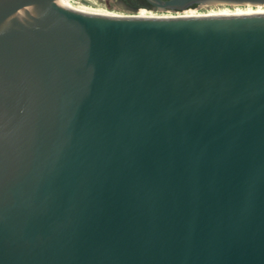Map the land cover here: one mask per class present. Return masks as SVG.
<instances>
[{"label":"water","instance_id":"95a60500","mask_svg":"<svg viewBox=\"0 0 264 264\" xmlns=\"http://www.w3.org/2000/svg\"><path fill=\"white\" fill-rule=\"evenodd\" d=\"M0 264H264V12L0 0Z\"/></svg>","mask_w":264,"mask_h":264},{"label":"bare ground","instance_id":"6f19581e","mask_svg":"<svg viewBox=\"0 0 264 264\" xmlns=\"http://www.w3.org/2000/svg\"><path fill=\"white\" fill-rule=\"evenodd\" d=\"M100 15H136L141 17H179V16H201V15H237L263 13L264 3H231V2H210L200 4L197 7H191L182 11L172 10H152L149 8L139 9L136 13H121L110 10L103 5H94Z\"/></svg>","mask_w":264,"mask_h":264},{"label":"rangeland","instance_id":"374dc122","mask_svg":"<svg viewBox=\"0 0 264 264\" xmlns=\"http://www.w3.org/2000/svg\"><path fill=\"white\" fill-rule=\"evenodd\" d=\"M94 5H103L104 7L110 9V10H114L117 12H121V13H127V14H131V13H136L139 9H146L148 7L143 6V5H139L137 6V10L134 11L131 7L125 5L122 2H119L117 0H93ZM152 9V8H149ZM153 10H158L159 9H153ZM160 11H163L160 9Z\"/></svg>","mask_w":264,"mask_h":264},{"label":"flooded vegetation","instance_id":"af4514ba","mask_svg":"<svg viewBox=\"0 0 264 264\" xmlns=\"http://www.w3.org/2000/svg\"><path fill=\"white\" fill-rule=\"evenodd\" d=\"M117 1L122 2L131 8H134L136 4H140V5L146 6L148 8H153V6H151L149 3H147L146 0H117Z\"/></svg>","mask_w":264,"mask_h":264},{"label":"trees","instance_id":"16d2710c","mask_svg":"<svg viewBox=\"0 0 264 264\" xmlns=\"http://www.w3.org/2000/svg\"><path fill=\"white\" fill-rule=\"evenodd\" d=\"M140 4H136L135 7L139 6Z\"/></svg>","mask_w":264,"mask_h":264}]
</instances>
